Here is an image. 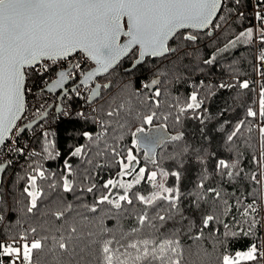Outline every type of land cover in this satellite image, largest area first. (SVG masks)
Instances as JSON below:
<instances>
[{
  "label": "trees",
  "instance_id": "trees-1",
  "mask_svg": "<svg viewBox=\"0 0 264 264\" xmlns=\"http://www.w3.org/2000/svg\"><path fill=\"white\" fill-rule=\"evenodd\" d=\"M251 7L253 0H223L222 8L213 22V25L219 24L220 27L211 26L212 34L209 30L179 31L169 43V48H174V51L162 57H147L133 70L126 71L138 56V48L133 49L115 68L97 78L102 85V94L92 101L96 104L95 115L87 112L91 103L72 96L67 110H63L62 114L48 112L49 117L46 118L49 120L44 123L49 128V134L29 137L28 130L19 134V146L23 152L18 157L13 154L5 161L8 166L0 186V216L3 217L0 221V239L18 236L32 227L38 228L41 235L48 234L41 230L42 226L53 229L55 234L54 230L63 222L56 220L51 212L56 210L59 202H66L74 206L76 212L72 215L84 229L81 237L83 247L89 240L87 232L98 230L96 222L102 215L100 211L91 213L84 206L90 207L101 195L108 194V189H104L103 185L107 180L117 178L121 171L119 161L124 158L127 163V150L131 148L138 161L134 162L136 172L140 168L146 169L144 178L129 192L132 204L123 203L120 210L112 209V215L104 220V226L113 230L120 244L127 246L146 239L155 241L157 245L164 240L178 241L183 250L181 264H220L223 254L246 250L252 244L259 251L264 241V223L261 222L258 206L256 218L259 223L253 227L252 234L224 236L225 231H239L241 228L247 231L249 225L242 222L240 208L253 199L257 205L261 199V185L252 181L250 176L258 173L261 167L254 163V159L261 158L258 124L262 121L259 117L247 116L249 108L259 111L260 92L264 87V69H256L255 36L250 44L238 42L235 47L220 51L240 32L249 27L254 29L249 12ZM188 34L196 35L197 39H184ZM259 45L264 51V43L259 40ZM213 55L215 60L211 64L205 63ZM78 57L81 58H77V62L83 59L80 53ZM91 66V62L84 59L82 72ZM47 75V72L39 74L31 70L28 73L26 87L29 85L32 88L29 105L36 110L44 109L43 105L47 102L43 83ZM153 79L159 80V83L151 90L145 89L143 84ZM245 80L249 82L247 89L240 87ZM106 84H110V87H103ZM156 89L160 92L158 97L154 96ZM193 93L199 107L188 108L187 105L193 103ZM149 96L153 98L147 99ZM80 108L86 113L79 115ZM25 111H28L27 108ZM108 112L117 114L109 117ZM151 112H155L156 116L150 125L145 124L142 117ZM29 113L30 110L25 112L21 120L27 121ZM21 120L18 126L24 124ZM242 120L244 126L240 132L228 140ZM151 126L168 131L170 136L164 138L153 159L141 158L142 151L133 143L136 129ZM86 132L92 134V140L84 135ZM99 133L104 134L97 141ZM177 136L180 138L172 139ZM82 146V155H71L75 148ZM109 146L116 148L119 155L113 154ZM15 151L19 153V148ZM221 159L229 162L239 160L240 175L236 178L222 175L217 168ZM65 161L71 164L73 170L70 176L74 181L72 192L62 189V177L67 174ZM36 168L43 170L47 179L38 182L44 194L38 200L37 209L29 213L30 197L25 189L32 190L29 176L35 175L33 170ZM174 170L179 173L177 186L173 188L179 191L175 208L172 202L163 199L153 205H145L136 199V195L149 196L160 191L159 187H153L149 179L151 172H157L156 184L162 176L164 182L174 184L175 179L170 181ZM134 175L123 179L130 181ZM257 178L264 179L259 175ZM51 184H55L54 189L49 187ZM93 184L96 187L91 193L87 192L86 189ZM209 188L221 192V197L216 198L208 193ZM111 193L115 196L117 193L123 194V190L113 188ZM237 200L241 201L240 205L236 204ZM224 201L229 206L226 214ZM100 207L104 211L111 209L107 204ZM77 212L81 215H77ZM145 213L147 219L141 224L139 218ZM208 215H215L218 219L204 227L202 220ZM160 216L165 219L160 220ZM82 217H87V220ZM225 224L228 225L227 229ZM197 236L200 239H196ZM138 247L142 249L143 245ZM120 250L123 252L124 248ZM127 251L129 255L121 257L126 264H162L151 257L137 261L136 250L129 248ZM81 256L74 258L79 264H95V254L89 255L87 249ZM64 260L67 262L68 257H64ZM253 264H264V257H258Z\"/></svg>",
  "mask_w": 264,
  "mask_h": 264
},
{
  "label": "snow or ice",
  "instance_id": "snow-or-ice-1",
  "mask_svg": "<svg viewBox=\"0 0 264 264\" xmlns=\"http://www.w3.org/2000/svg\"><path fill=\"white\" fill-rule=\"evenodd\" d=\"M264 2V0H262ZM221 7V0H0V144L11 133L16 121L20 118L25 107L24 93L26 91L25 83L29 71L39 70L47 72L49 65L45 60L56 63L62 60H68L76 53H84L87 60L94 62L95 67L87 72H81L83 76L82 84L88 85L98 74L108 73L110 69L127 55L136 46L139 47L138 59L134 64H139L145 56H164L172 51L168 47V41L175 37L177 31L183 28L207 29L210 26L216 28L219 24L213 25L214 17ZM256 17L264 23V15L256 12ZM125 21L127 27L125 28ZM256 34L252 27L240 32L235 39L230 40L224 49L235 47L238 42L250 44ZM121 37H126V41L121 43ZM184 39L195 41L196 35L188 34ZM259 40L264 43V28L259 29ZM213 55L205 63L211 64L215 60ZM259 59L264 62V51L261 52ZM81 65L76 62L74 69H80ZM75 75L74 72L61 70L56 79L49 87L50 89L62 88L67 80ZM159 80L153 79L150 83L143 84L145 89L151 90L157 85ZM102 86L97 84L93 90V96L100 94L99 89ZM110 87V84L103 85ZM224 87V85H221ZM241 88L247 89L249 82L247 80L240 83ZM79 95V91L76 92ZM160 95L159 89L154 91V96ZM149 96L147 99L151 100ZM193 103L187 105L188 108L199 107L196 94L191 96ZM158 104V101H156ZM117 112H108L112 117ZM155 112L146 114L142 117L145 124H151ZM247 116L252 118L259 117L262 121L260 131L261 158L254 159V163L261 166L258 173H252L250 179L256 184L261 185L259 189L261 200H264V179H258V175L264 177V87L261 88L259 111L249 108ZM244 126V121L236 125L235 130L228 137L232 140L240 129ZM103 127V125H102ZM22 130V129H21ZM107 129L105 128V132ZM144 131L143 127L137 128L136 132ZM251 131V128H249ZM104 133H99L96 140L99 141ZM89 140L93 139L91 133H84ZM135 136V133H133ZM173 137L172 139H179ZM133 143L137 148L141 147L139 141ZM152 141L146 140L143 144L147 153L152 152ZM109 150L119 155L116 148L109 146ZM84 152V147H77L71 153L73 156H80ZM134 162L137 157L133 155V150H127V163L121 158L119 163L121 171L116 179L107 180L103 187L108 189V194L101 195L92 206L85 205L91 213L98 211L102 215L98 218V230L87 232L88 243L81 246V237L84 229L80 221L73 216L76 209L71 203L59 202L55 211L51 215L62 225L54 230L48 228L41 230L48 234L41 235L36 227L26 229L18 236L10 237L7 240H0V264H79L74 259L87 252L89 255L95 254V264H126L125 259L121 257L128 256V249H135L137 255L135 260H159L162 264H181L183 250L178 241L164 240L158 245L155 241L143 240L127 244H120L113 233V230L104 226V220L112 215V209L120 210L123 203L132 204L130 190L141 182L144 178L145 168H140L136 172ZM153 163L155 161L153 160ZM67 174L62 177V189L64 192L74 190V181L70 179L73 174L71 164L65 161ZM3 166L0 165V168ZM218 170L222 175L229 178H236L240 175L239 160L229 162L221 159L218 161ZM35 175L29 176L30 187L32 190L25 189L30 197V206L27 208L29 213L38 207V200L43 196L44 190L39 185V181L47 179L45 172L39 168L33 170ZM135 174V175H134ZM126 181L123 177H133ZM167 175V173H163ZM177 177L179 173L175 174ZM157 172L150 173L149 179L153 187H159L160 191L153 192L149 196L136 195V199L145 205H153L158 200L172 202V207H176V201L179 198V191L164 184L157 185L155 179ZM203 186V185H201ZM55 188V184L49 185ZM96 187L93 184L86 189L91 193ZM118 188L123 190V194L112 195L111 189ZM207 192L216 198L221 197V192L215 188L207 189ZM110 205L111 209L104 211L101 205ZM241 204L240 200L236 201ZM225 213L229 206L224 201ZM242 222L248 223V230L241 228L239 231H225L224 236H249L252 234L253 227L259 223L257 220L258 209L256 200L240 208ZM77 215H81L77 212ZM87 220V217H82ZM147 219V214L141 216V224ZM160 220L165 217L160 216ZM217 216L208 215L203 218L204 227L217 221ZM3 217L0 216V221ZM91 223V221H89ZM225 229L228 225H224ZM135 231V230H134ZM66 233V234H65ZM202 235V232H201ZM196 239H200L197 236ZM142 244L141 249L138 245ZM149 245H152L149 248ZM121 248L124 251L121 252ZM49 257L51 259H49ZM64 257H68L65 262ZM258 257H264V251H258L255 244L250 245L246 250L236 251L235 253H225L220 259V264H253ZM82 258V256H81Z\"/></svg>",
  "mask_w": 264,
  "mask_h": 264
},
{
  "label": "built area",
  "instance_id": "built-area-1",
  "mask_svg": "<svg viewBox=\"0 0 264 264\" xmlns=\"http://www.w3.org/2000/svg\"><path fill=\"white\" fill-rule=\"evenodd\" d=\"M257 11L261 12V14L264 15V2H262V0H253V7H251L249 9L250 16L252 17V20H253L254 30H256L254 46H255V52H256V69H257V71H259L260 69H264V62H262L259 59V56L262 52L260 45H259V29L264 28V23H262L260 20L257 19L256 15H255ZM84 59H86V58H83V59H81V61H79L80 65H81L80 69L70 70V72H74V73L82 72V66L84 64ZM87 61H89V60H87ZM45 63H47L49 65V70L47 71V74H49V75H47L44 78L45 81L43 82L45 85L44 86L45 91L47 92V95H46L47 102L44 103V105H43V106H45L44 109L43 108H39L37 110H36V108L34 109L33 106L29 105L30 100L32 98L31 93H30V92H32V88L29 85L27 87L25 86V88H26L25 93L27 95L26 96L25 110L27 108L28 111L30 110V113L27 115V116H29L28 120L26 121L25 119H23L22 122L27 123V122H30V121L40 117L44 113V111L47 108H49L50 106H52L50 111L55 112L57 115L62 114L63 110H67L66 109V108H68L67 103L69 101V98H71L72 96L80 98V100H86L89 103H91L90 106L87 108V112H88V114L95 115L97 113L96 104L93 103L95 101V99L92 100L93 102L90 101V96L93 93L94 83L89 84L88 86L79 85L76 88H70L71 83H69L67 85V87H69V89L61 100V102H62L61 103L62 104L61 105V111L57 110V105L59 103L57 94H53V93L47 91V86L49 85L50 82H52L53 80L56 79L57 74L60 70L68 69V68H70V66L74 65L75 63L67 62L64 64H59L58 66L53 64L51 61H47V60H45ZM37 69L38 70L36 72L39 74L46 73V72H43L42 70H39V66H37ZM76 74H78V73H76ZM257 78H258V76H257ZM77 90L79 91V95L76 94ZM53 97H56V99ZM33 109H34V111H32ZM28 111H25V112H28ZM84 113H86V112L83 109H81V108L78 109L79 115L84 114ZM48 117H49V115L47 116V118ZM47 118L41 120L40 122H42V123L40 125H39L40 122H38L34 127H32L31 129H29L27 131L29 133V137L45 136V135L49 134V128L44 123V122H47V120H49ZM258 125L261 126V123L259 122ZM20 126H17V128L10 134V136L7 138V140L1 146V148H0V163H4L5 161L9 160L13 154H15L16 157H18L19 154H22L23 148H21L19 146V141H18V138H19L18 129ZM29 137H28V139H29ZM22 138H24V137H22ZM25 146H26V144H25ZM17 148H19V153H16V151H15ZM24 148L26 149V147H24ZM27 149L29 150L30 148H27ZM257 206L259 209L261 222L264 223V200L260 199ZM259 251H264V241H262L261 246L259 248ZM5 264H7V261H5Z\"/></svg>",
  "mask_w": 264,
  "mask_h": 264
},
{
  "label": "water",
  "instance_id": "water-1",
  "mask_svg": "<svg viewBox=\"0 0 264 264\" xmlns=\"http://www.w3.org/2000/svg\"><path fill=\"white\" fill-rule=\"evenodd\" d=\"M222 5H223V0H221V7L218 9L217 14H216V16L214 17L213 22H214L215 19L217 18L218 14H219V12H220V10H221V8H222ZM126 27H127V25H126V21H125V28H126ZM182 30H193V31H206V30H209V33H210V34L213 33V30L211 29V26H210L209 28H207V29L183 28V29H179V30L177 31V33H178L179 31H182ZM177 33H176V34H177ZM175 36H176V35H175ZM126 39H127L126 37H121V43L125 42ZM172 39H173V38H172ZM172 39H170V40L168 41V47H169V43H170V41H171ZM135 48H138V53H139V47L136 46ZM135 48H134V49H135ZM171 50L174 51V48H172ZM131 51H132V50H131ZM131 51H130V52H131ZM130 52H129V53H130ZM78 53H82V52H78ZM78 53H76V54H78ZM129 53H128V54H129ZM76 54H75V55H76ZM82 54L84 55V53H82ZM128 54H127V55H128ZM166 54H167V53H166ZM166 54H165V55H166ZM127 55H125L124 57H122V58L120 59V61L114 66V68H115V67L121 62V60H122L123 58H125ZM84 56H85V55H84ZM147 57L155 58V57H153V56H145L142 62H144L145 59H146ZM156 57H162V56H156ZM136 59H138V56H137ZM136 59H135V60H136ZM135 60H134V61H135ZM89 61H90V60H89ZM134 61H133L132 65L129 66V67L126 69V71L133 70L137 65H139V64L142 63V62H141V63H139V64H134ZM90 62L93 64V66H92L89 70H91L92 68L95 67L94 62H92V61H90ZM64 70L70 72V70H72V67H70V68H68V69H64ZM89 70H87V71H89ZM110 70H112V69H110ZM110 70H109V71H110ZM60 71H61V70H60ZM60 71H59V72H60ZM87 71H85V72H87ZM59 72H58V73H59ZM106 74H107V73H100V74H98L97 77H96L92 82L89 83V84H92V83L94 82L93 90L95 89V86H96L97 84L101 85V84L97 81V78H98V77H101V76H103V75H106ZM56 79H58V74H57ZM56 79H55V80H56ZM55 80H53L52 82L49 83V85L47 86V91H49V92H51V93H53V94H58V101H59V103H58V105H57V110L60 111V110H61V100H62L63 96L67 93V91H68V89H69V88L67 87V84L72 80V78L69 79V80H67V81L65 82L64 87H62V88L50 89L49 86H50ZM82 80H83V76L80 77V79L77 81V83H76L75 85L72 86V88H75V87L78 86V85H83V86H88V85H89V84H88V85H84V84H82V83H81ZM25 86H26V83H25ZM101 86H102V85H101ZM101 88H102V87H101ZM101 88L99 89L100 94H99L98 96H93V93L91 94V96H90V101H92V100H94V99H97V98L101 97V94H102V93H101ZM152 89H153V88H152ZM24 101H25V105H26V93H24ZM51 108H52V106H50L49 108H47V109L44 111V113H43L40 117H38V118H36V119H34V120L30 121V122H27V123H24L23 125H21V126L19 127V129H18V134L23 133L25 130L31 129V128L34 127L38 122H40L41 120L45 119V118L47 117L48 112L50 111ZM24 112H25V107H24L23 112L21 113L20 118L16 121L15 126H14V128L12 129L11 133L17 128V126H18L20 120H21L22 117H23ZM21 129H22V130H21ZM11 133H10V134H11ZM10 134L8 135V137L10 136ZM8 137H7V138H8ZM7 138L5 139V141L7 140ZM164 138H165V136L161 137V139L159 140V142H162ZM5 141H4V142H5ZM141 141H142V140H141ZM140 144H142V142H140ZM2 145H3V144H0V148H1ZM0 165L3 166L2 168H0V186H1L3 173H4V171L6 170L8 164H7V162H4V163H0ZM1 199H2V195H1V192H0V201H1Z\"/></svg>",
  "mask_w": 264,
  "mask_h": 264
},
{
  "label": "flooded vegetation",
  "instance_id": "flooded-vegetation-1",
  "mask_svg": "<svg viewBox=\"0 0 264 264\" xmlns=\"http://www.w3.org/2000/svg\"><path fill=\"white\" fill-rule=\"evenodd\" d=\"M77 57H78V54H76L75 56H73V57H70L68 60H62V61H58V62H56V63H53V64H55L56 66H58L59 64H64V63H67V62H72V63H76V61H77ZM87 65H89V64H87ZM70 67H72V70H75L74 68H73V65L72 66H70ZM92 67V66H91ZM90 67V68H91ZM89 68V69H90ZM89 69H87V70H89ZM86 70V71H87ZM76 73H78V72H76ZM75 73V74H76ZM81 77V76H80ZM80 77H78L77 76V74L76 75H74L73 77H72V80L69 82V83H71V87L70 88H72V86L73 85H75L76 83H77V81L80 79ZM68 83V84H69ZM67 84V85H68ZM79 86V85H78ZM77 87V86H76ZM75 87V88H76ZM69 88V87H68ZM102 89V88H101ZM102 92V91H101ZM57 97H58V94H57ZM21 121H23V120H21ZM170 136V133L168 132V131H166V130H162V129H160V128H157L156 126H151V127H149V128H147V129H144V131H142V132H137V135H136V140L137 141H139V142H142V144H141V147H139L138 149H140L142 152L140 153V157L141 158H147L148 159V157H150L151 159H153V157L155 156V152L157 151V149H158V147L165 141L164 139H163V141L162 142H159V140L161 139V137H163V136ZM138 136V137H137ZM151 140L152 141V143H151V147H152V152L151 153H147L146 154V152H145V150H144V147H143V144L145 143V141L146 140ZM142 140V141H141ZM136 147V146H135Z\"/></svg>",
  "mask_w": 264,
  "mask_h": 264
},
{
  "label": "rangeland",
  "instance_id": "rangeland-1",
  "mask_svg": "<svg viewBox=\"0 0 264 264\" xmlns=\"http://www.w3.org/2000/svg\"><path fill=\"white\" fill-rule=\"evenodd\" d=\"M82 56H83V58H86L82 53H80ZM75 56V55H74ZM70 58V57H69ZM77 58H81V57H77ZM92 64V63H91ZM92 66H93V64H92ZM176 173H178V171H173V173H172V177H171V179H170V181H174V179H175V182H174V184L172 183H166V182H164V177L162 176L160 179L161 180H159L158 182H157V185H159V184H164L165 185V187H170V188H174L175 186H177V182H178V180H177V176L175 175Z\"/></svg>",
  "mask_w": 264,
  "mask_h": 264
},
{
  "label": "bare ground",
  "instance_id": "bare-ground-1",
  "mask_svg": "<svg viewBox=\"0 0 264 264\" xmlns=\"http://www.w3.org/2000/svg\"><path fill=\"white\" fill-rule=\"evenodd\" d=\"M27 96V95H26ZM29 130V129H28ZM1 240V239H0Z\"/></svg>",
  "mask_w": 264,
  "mask_h": 264
}]
</instances>
